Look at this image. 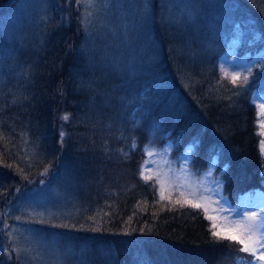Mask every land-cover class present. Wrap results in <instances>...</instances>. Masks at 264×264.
I'll return each instance as SVG.
<instances>
[{
  "label": "trees",
  "instance_id": "obj_1",
  "mask_svg": "<svg viewBox=\"0 0 264 264\" xmlns=\"http://www.w3.org/2000/svg\"><path fill=\"white\" fill-rule=\"evenodd\" d=\"M229 5L223 0L222 8ZM160 23L159 17L158 29ZM75 28L54 26L41 48L0 30V264H18L3 249L6 199L62 160L75 171L80 200L58 227L74 246L69 264H242L241 245L217 242L201 209L174 196L161 199L140 173L145 148L168 144L192 151L196 169L217 160L223 194L233 203L264 190V116L257 105L264 98V39L247 29L237 46V54L253 58L247 83L242 77L232 84L223 59L227 40L214 38L211 59L186 51L174 57L164 41L158 65L136 74L97 70L95 81L82 86L88 78L80 74L85 59ZM187 36L173 43L188 46ZM60 109L69 112L61 143ZM24 141L37 144L40 157H30Z\"/></svg>",
  "mask_w": 264,
  "mask_h": 264
},
{
  "label": "rangeland",
  "instance_id": "obj_2",
  "mask_svg": "<svg viewBox=\"0 0 264 264\" xmlns=\"http://www.w3.org/2000/svg\"><path fill=\"white\" fill-rule=\"evenodd\" d=\"M229 1L230 5L222 8L223 0H95L94 4L87 0H9L0 3V30L6 38L28 41L41 48L54 26H76L82 32L79 52L85 59L80 74L88 78L82 86L95 81L97 70L103 74H136L146 66L158 65L161 55L157 53L167 41V49L174 57L186 51L211 59L214 38L227 40L225 71L231 76L239 73L241 80L249 75L247 69L253 58L237 54V46L247 29L257 39H264V0ZM156 16L160 17L159 29ZM212 17L216 23L212 24ZM185 34H191L193 43L184 47L173 43ZM201 47L203 51L198 52ZM183 76L187 81L193 78L188 70ZM257 105L264 116V98L257 100ZM66 114L69 116L67 110L60 109L57 116L59 136L66 133L60 136V143L68 135V120L63 119ZM24 146L30 157H40L37 144L24 141ZM145 151L141 170L152 177L160 197L163 193V197L186 201L194 199L192 193L197 197L203 194L206 199L197 202L206 204L219 230L235 228L233 221L251 212L264 214V190L244 195L237 203L223 195L217 160L207 168L195 169L191 165L192 151L175 152L168 144H149ZM55 164L48 163L37 173L39 177L31 187L16 186L6 199L3 249L8 259L17 260L19 256L18 264H69L68 258L74 255V246L67 243L58 227L67 224L80 205L75 171L65 160ZM34 175L33 171L29 173L30 178ZM256 223L264 229V215Z\"/></svg>",
  "mask_w": 264,
  "mask_h": 264
},
{
  "label": "snow or ice",
  "instance_id": "obj_3",
  "mask_svg": "<svg viewBox=\"0 0 264 264\" xmlns=\"http://www.w3.org/2000/svg\"><path fill=\"white\" fill-rule=\"evenodd\" d=\"M87 2L90 4H94L95 0H87ZM84 19L87 20L88 18L85 17ZM247 71L249 74H251L252 70L251 68H249L247 69ZM238 79H240V74L233 73L231 79L232 84L235 85ZM243 80L244 83H247L248 76H244ZM261 107H264V105H261ZM63 119L67 121L69 119V116L66 114L63 117ZM65 135L66 133L64 132L60 133L61 138H63ZM61 142L63 141L61 140ZM262 145H264V141H262ZM148 155L151 156L152 153L149 152ZM140 175L143 177L145 181L152 179L151 176H145L143 171H141ZM192 195L194 197L193 200H186L183 203H181V201H177V204H181V206L187 204L192 208L201 209L205 214V218L213 222L209 228L211 236L215 238L217 242L221 240H228L241 245L240 251L243 253L250 254L251 257V259L247 261V264H262V262H264V229L258 228L256 223L259 216L264 214L251 212L248 216H243L242 219L240 220H234L233 223L236 225L235 228L229 229L228 231H224L223 229L216 230L217 225L214 223L216 217L212 215H208V208L205 203L197 202V201H204L206 197L203 194L199 195V197H197L196 193H192ZM163 198H164L163 193H161V199ZM17 219H19V217H17ZM19 259L20 257L17 256L18 261Z\"/></svg>",
  "mask_w": 264,
  "mask_h": 264
}]
</instances>
